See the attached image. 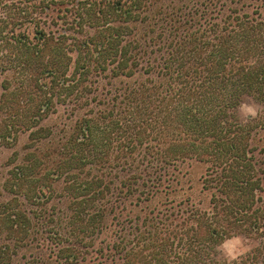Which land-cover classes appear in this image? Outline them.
Returning <instances> with one entry per match:
<instances>
[{
    "label": "trees",
    "instance_id": "trees-1",
    "mask_svg": "<svg viewBox=\"0 0 264 264\" xmlns=\"http://www.w3.org/2000/svg\"><path fill=\"white\" fill-rule=\"evenodd\" d=\"M0 73V145L27 135L3 182L0 264L105 246L117 264H264V113L238 114L264 107V0H0ZM187 158L206 165V203L177 198ZM58 187L64 212L41 217ZM237 235L254 246L229 259Z\"/></svg>",
    "mask_w": 264,
    "mask_h": 264
},
{
    "label": "rangeland",
    "instance_id": "rangeland-1",
    "mask_svg": "<svg viewBox=\"0 0 264 264\" xmlns=\"http://www.w3.org/2000/svg\"><path fill=\"white\" fill-rule=\"evenodd\" d=\"M8 74L6 73H0V93L2 91L1 88V82L4 79L5 76ZM10 76V75H9ZM254 106L256 109V115H263L264 113V107L253 101L252 99H245L242 105L239 108V117L240 119H246L250 116L246 115L244 111L242 110V106ZM63 108L59 107L58 112L56 115H54L51 119H49L47 122L49 123H56L60 124V122L63 120ZM254 140L256 142L257 148H262V154L259 155V157L263 161V169H264V127H258L254 134ZM27 141V135L21 134L18 138V141L14 146L7 147L5 145H0V201L4 200L9 196L7 192L3 188V182L5 177L7 176V170L10 167V156L14 154V152L19 153V156H21L22 152V145ZM18 156V158H19ZM178 169L176 170L175 174L178 179V189H177V198H189L192 202L195 203H206L208 200V195L206 192L202 191V185H201V177L205 171L206 165L203 162H200L194 158H187L184 159V161L177 164ZM58 191L56 192L55 199H49V201L42 206H39L37 209L40 210L42 208V216L45 218V216L52 214L55 212L57 215L62 214L64 212L65 208V202H63L62 196H61V187H58ZM47 199L43 198L42 201H46ZM126 205L127 202H122L120 205ZM29 210H35V206H28ZM129 209V206H128ZM127 214L126 211H122V215H120V218H125V215ZM33 215H36V213H33ZM47 218V217H46ZM52 220H57L55 217ZM110 244V242H108ZM105 243L102 245L104 246ZM99 243L96 245V248L99 247ZM252 246H254V240L252 238H248L245 236L237 235L232 236L224 240L222 243V251L224 255L229 258L233 259L236 258L244 253H246ZM108 246L104 247L103 254H98L96 252H91L89 254H86V260L82 264H117L118 259L114 255L112 258V251H107L106 248ZM243 249V251H241ZM36 250V249H35ZM35 250L33 252L35 253ZM39 251V250H38ZM36 251V252H38ZM42 251H48L44 248ZM22 252V251H21ZM31 251H24L22 254L28 255ZM32 252V253H33ZM22 260L18 264H21Z\"/></svg>",
    "mask_w": 264,
    "mask_h": 264
},
{
    "label": "clouds",
    "instance_id": "clouds-1",
    "mask_svg": "<svg viewBox=\"0 0 264 264\" xmlns=\"http://www.w3.org/2000/svg\"><path fill=\"white\" fill-rule=\"evenodd\" d=\"M242 110L248 116L254 117L256 115V109L254 106L245 105V106H242ZM241 251H243V249H241Z\"/></svg>",
    "mask_w": 264,
    "mask_h": 264
}]
</instances>
